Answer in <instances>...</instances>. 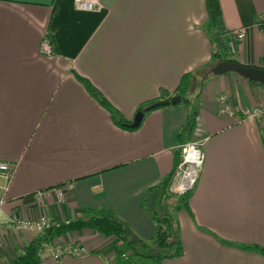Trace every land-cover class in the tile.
Here are the masks:
<instances>
[{
	"label": "crops",
	"instance_id": "0c3cea01",
	"mask_svg": "<svg viewBox=\"0 0 264 264\" xmlns=\"http://www.w3.org/2000/svg\"><path fill=\"white\" fill-rule=\"evenodd\" d=\"M99 1V10L79 11L73 0H0V161L11 167L10 180H0L7 187L0 222L45 214L58 224L102 209L151 239L145 199L171 178L177 134L193 110L192 140L205 139L204 161L188 207L174 213L182 254L160 264H264V255L223 242L264 247V118L233 123L218 115L217 102L226 92L236 109L263 104L264 85L230 72L192 77L187 104L155 108L134 130L116 126L75 74L132 121L140 103L166 100L162 91L173 93L183 74L211 68L212 43L205 0ZM218 1L222 50L264 68L256 23L264 0ZM243 26L245 41L228 36ZM44 39L50 55L40 52ZM65 182L73 188L58 198L52 189ZM41 235L1 230L0 262L12 264ZM73 240L99 252L55 261L43 251L39 264H113L115 246L130 255L117 238L91 229L53 239Z\"/></svg>",
	"mask_w": 264,
	"mask_h": 264
},
{
	"label": "trees",
	"instance_id": "16d2710c",
	"mask_svg": "<svg viewBox=\"0 0 264 264\" xmlns=\"http://www.w3.org/2000/svg\"><path fill=\"white\" fill-rule=\"evenodd\" d=\"M205 4L208 15V20L205 25V32L209 36V39L212 43L211 64L214 65L215 63L222 60H235L229 55V51L227 50L228 44L226 43V50H222V48L220 47L219 38L214 33L222 20L219 1L205 0ZM209 74H211L209 67L197 69V71H195L194 73L183 74L174 92L169 93L168 96H165V98L169 99L173 95H180L181 101L179 103L187 104L189 98L186 96V92L190 85L191 78H207ZM75 76L78 81L84 85L89 94L109 112L111 120L116 126L127 130L135 129L129 127V124L132 121H128L127 119H125L122 113L115 106H113L87 78L79 74H75ZM159 100L160 99L157 98L140 103L137 106L136 112L142 111L144 117L148 112L155 108L175 106L179 104L177 103L161 105L154 108H148L151 104L158 102ZM195 116L196 112L190 110L185 123L178 131V146L175 153L174 167L180 160V145L186 141L192 140V131L194 129ZM167 183L168 180H165L163 184L160 185V187H163L165 189ZM151 190L153 189H150V191ZM191 191V189L185 191L181 199L175 206L165 201L166 198L164 191L154 198L155 208L153 209H150L146 206L145 199L144 204L146 210L148 211L149 216L155 225V233L149 240H145L139 237L131 229L130 225L119 219L113 211L90 208L85 210L83 215L78 218L54 224L50 229L45 231L43 235L28 242L18 253L12 264H39L41 259L38 255V251L42 241L46 240L47 238L53 240L54 238L64 236L71 231L81 229H91L93 232L98 233L104 237H115L118 241L128 247L130 255L127 258H124L122 257L123 252H121L119 248L115 246L114 250L116 259L113 264H137L136 262L140 258H147L152 260L155 264H160V262L166 258L180 256L182 254L183 247L180 238L179 223L174 213L180 208L186 209L188 207V198L191 194ZM223 242L228 246L237 247L248 251H256L264 255V247L258 246L256 244L243 245L231 243L228 241ZM0 264L2 263L0 262Z\"/></svg>",
	"mask_w": 264,
	"mask_h": 264
},
{
	"label": "built area",
	"instance_id": "2783aa9c",
	"mask_svg": "<svg viewBox=\"0 0 264 264\" xmlns=\"http://www.w3.org/2000/svg\"><path fill=\"white\" fill-rule=\"evenodd\" d=\"M73 5L79 11H96L101 7L99 0H73ZM261 30H264V10L261 12L258 21L256 22ZM249 27L243 26L239 30L230 31L228 36L234 39H247ZM40 52L45 55L51 54V47L47 39L40 43ZM219 104L218 115L230 119L233 123L241 121V119H263L264 118V103L253 106L236 109L228 93L223 92L217 96ZM205 140V139H204ZM204 140H189L180 145V160L174 167L173 174L169 179L164 194L168 198L169 204L177 205L183 193L192 189L199 171L202 168L204 161L203 143ZM11 178V167L9 163L0 161V180ZM6 186L0 189L6 190ZM73 188L72 182H65L53 188V193L62 198L65 191ZM44 194L43 192L38 193ZM4 195L0 194V208L5 204ZM54 225V222L45 214H41L36 218H17L11 216L6 222H0L1 230H15L18 232L28 231L32 233L43 234ZM43 251H47L51 257L58 261L63 255L69 254L74 257H83L91 252H99L98 250H90L84 244L73 241H57L44 240L42 241L38 255L41 257ZM129 254L122 253V257L127 258Z\"/></svg>",
	"mask_w": 264,
	"mask_h": 264
},
{
	"label": "water",
	"instance_id": "95a60500",
	"mask_svg": "<svg viewBox=\"0 0 264 264\" xmlns=\"http://www.w3.org/2000/svg\"><path fill=\"white\" fill-rule=\"evenodd\" d=\"M228 72H234L239 76L247 78L248 80L259 82L264 85V68L253 66V65H246L239 63L235 60H222L215 63L210 68V73L213 75H222ZM162 93L164 96H168V92L163 90ZM181 101L180 95H174L169 99L164 101H158L151 104L148 108H154L161 105H169V104H177ZM143 118V112L137 111L132 119V122L129 124L130 128H136L139 126ZM190 190V189H188ZM163 187H157L151 190L146 198V206L150 209L155 208L154 198L163 193Z\"/></svg>",
	"mask_w": 264,
	"mask_h": 264
},
{
	"label": "rangeland",
	"instance_id": "374dc122",
	"mask_svg": "<svg viewBox=\"0 0 264 264\" xmlns=\"http://www.w3.org/2000/svg\"><path fill=\"white\" fill-rule=\"evenodd\" d=\"M230 73H232V74H234V75H236L234 72H230ZM165 198H166V200L165 201H167V203H169L168 202V198L165 196Z\"/></svg>",
	"mask_w": 264,
	"mask_h": 264
}]
</instances>
